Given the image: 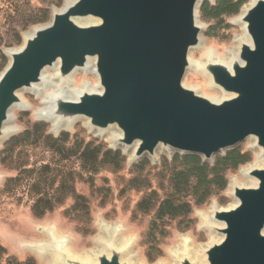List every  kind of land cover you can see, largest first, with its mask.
Segmentation results:
<instances>
[{"label":"water","instance_id":"1","mask_svg":"<svg viewBox=\"0 0 264 264\" xmlns=\"http://www.w3.org/2000/svg\"><path fill=\"white\" fill-rule=\"evenodd\" d=\"M201 5L202 0H64L48 21L22 33L20 46L3 50L8 62L0 71V138L20 102L18 92L41 83L45 67L57 63L65 81L91 61L97 89L82 90L72 100L57 95L51 112L60 120L83 119L98 136L116 131L108 142L122 154L130 152L128 162L147 155L156 161L164 151L193 153L211 163L245 140L264 158V0L243 5L233 18L244 25L247 42L229 59H204L199 67L207 86L220 93L217 99L183 78L191 68L190 51L203 42ZM245 176L251 182L234 187L236 202L212 215L208 227L217 240L202 248L205 264H264V160ZM115 238L106 235L89 256L72 255L67 240L59 243L54 236L34 245L39 255L53 253L52 264H136L128 242L117 246ZM176 264L193 262L183 255Z\"/></svg>","mask_w":264,"mask_h":264},{"label":"rangeland","instance_id":"2","mask_svg":"<svg viewBox=\"0 0 264 264\" xmlns=\"http://www.w3.org/2000/svg\"><path fill=\"white\" fill-rule=\"evenodd\" d=\"M63 1L0 0V71L8 62V57L3 50L20 46L23 41L22 33L34 25L48 21L51 9L54 7L59 8ZM243 1V5L248 3V0ZM238 13L217 21H205L199 17L201 24L204 25L202 43L205 48H211L217 55H224L226 48L232 46L235 36L242 33L240 26L233 21L234 16ZM203 52L199 49L194 50L192 56L199 59L202 57ZM183 78L185 85L197 87L199 92L204 95L216 96L218 94L216 90L207 86L208 78L201 73L189 70ZM74 81L76 86H80L81 83L86 81L94 83V77L90 72H77ZM23 94L30 101L31 108L15 110L14 123L18 129L12 136L2 142L0 151L7 146L9 139L28 130V128L32 129L35 123L44 124L42 127H45L46 132L54 137L61 132H67L70 136L76 133L78 138L84 140L92 138L113 149L106 138H102L87 129L81 120L73 123L70 129L54 132L50 123L44 119H39L34 112L36 108L41 107L40 97L29 91ZM18 140L15 143H18ZM251 144V140H245L237 145L240 149L248 151L251 158L237 169L227 172L226 187L221 192L211 196L204 204L193 205L190 224H186V222L178 224L177 221H169L166 225L167 234L156 243L153 241L148 242L145 239V233L153 212L149 211L147 214L139 212L136 209V204L142 196L148 194L151 190H155L156 197L161 198L167 182L165 176L162 177L158 172L159 166L164 159L169 161L175 153L157 152L156 161H153L147 155L133 163L128 162V156L123 154L125 160L118 170L104 167L98 173L88 176L80 168L77 158L74 157L64 161L40 143L15 147L13 159L15 160L18 157V160H24L28 166L37 165L38 167L47 163L50 169L53 170L68 169L75 172L74 190L87 200V212L67 214L65 210L73 203L72 198L68 196L60 205L47 211L44 216H34L30 211L32 198L28 195L24 186H16L12 191L5 189V180L15 177L17 171L13 168L15 166L14 162L5 157L4 154H0V245L6 248L7 255L13 256L16 260L23 261L30 257L35 260V264H50V255H39L30 249L34 242L47 239V230L56 232L60 237H65L70 250L75 254H82L96 247L97 243H95L94 238L100 231V224L114 223L120 228L122 237L127 238V253L135 263H169L170 258L167 255V250L179 243L178 240L181 236H188L191 240H194V244L208 242L207 232L200 225L198 213L207 211L213 202L218 207L232 203V198L227 194L229 179L237 176L241 167L247 166L254 160L256 152L250 149ZM13 145L14 143L9 147ZM119 150L121 152V149ZM140 162L147 163L140 176L148 182V185L146 188H132L129 183V179L135 175L132 166ZM88 177L90 178L86 179ZM3 264H5L4 261Z\"/></svg>","mask_w":264,"mask_h":264},{"label":"trees","instance_id":"3","mask_svg":"<svg viewBox=\"0 0 264 264\" xmlns=\"http://www.w3.org/2000/svg\"><path fill=\"white\" fill-rule=\"evenodd\" d=\"M243 0H202L199 17L205 21L223 20L239 12ZM44 124L35 123L32 129L25 130L7 141V146L0 151L14 162L15 177L7 178L4 187L12 191L16 186L22 185L32 198L30 211L34 216L42 217L47 211L60 205L66 197H71L72 205L65 210L68 213L87 212V200L74 190L75 172L68 169L53 170L47 163L40 166H28L24 160L13 159L15 147L28 146L40 143L62 160L77 158L79 166L88 176L96 174L104 167L118 170L125 160L119 149H111L95 139L84 140L74 133L70 136L61 132L58 136L46 132ZM18 140V143L15 141ZM14 143L13 146L12 145ZM251 158L248 151L238 146L229 149L214 160L204 162L196 154L175 153L168 161L163 160L159 166V173L165 176L167 186L161 198L156 197V191L151 190L137 202L136 209L142 213L152 211L145 239L157 242L167 234V223H191V208L193 205H202L208 199L221 192L227 185L226 174L240 165L247 163ZM145 162L133 164L135 175L129 179L132 188H146L148 182L140 174L145 169ZM90 177L86 178L89 179ZM35 264V260L28 257L16 260L7 255L6 248L0 245V264Z\"/></svg>","mask_w":264,"mask_h":264},{"label":"bare ground","instance_id":"4","mask_svg":"<svg viewBox=\"0 0 264 264\" xmlns=\"http://www.w3.org/2000/svg\"><path fill=\"white\" fill-rule=\"evenodd\" d=\"M253 0H248V3H246V5H244V7L248 6V4H250ZM242 14V12H240V15ZM240 28H241V34H238L235 36V38L233 39V43L231 47H227L224 55H220V54H215L213 52V50L211 48H205L204 44H200L198 47H196L195 49H192L189 53V60L191 63V68L189 70H194L197 73H200L199 71V67L202 64V61L204 59H209V60H227L229 59V57L231 55H233L234 53H236L238 51V46L240 44V42L245 41L247 42V35L244 29V25L242 23H237ZM27 32H30L27 31ZM203 50V54L202 57L199 59H195L192 56V52L195 50ZM58 70L59 68L57 67V63L53 66V67H45V69L42 71L41 75H42V80L41 83L34 85L31 88H27L26 90H21L18 92V98H20V102L16 103L13 105V107L10 110L11 113V119L8 120L4 125L3 128L5 129V134L2 136V138H0V143H2V141L4 139H6L8 136L14 134V132L18 129V127L15 125L14 123V117H15V110H25L28 108H31V104L30 101L28 100V98H25L23 95L24 92H33L35 93L38 97H40L41 99V107L36 108L34 110V112L36 113V116L39 119H44L46 121H48L50 123V126H52L53 130L55 132H58L59 130L62 129H70L73 125V123H75L78 120H81L82 122H85L83 119L81 118H72L70 120H60L57 116L53 115L51 112V109L53 108V99L57 98V95L62 96L64 99H69L72 100L74 98H76V94L80 93L82 90H96L97 89V78H96V74L94 72V66L92 64L91 61H89V65L86 68V70L80 71L81 73H86V72H90L93 77H94V83H90L87 81V83L85 84L84 82L80 84V86H76V82L74 81V76L78 71H75L74 73H72L68 80L65 81H61L59 79L58 76ZM27 94V93H26ZM220 93L217 94L216 96H211L214 99L219 98ZM85 124V123H84ZM100 134V136L106 138L109 142L112 143V137L116 134V131L109 129L106 131H100L98 132ZM128 154V157L130 158L131 153L128 152L126 153ZM264 160V158L256 153V156L254 158V160L251 161L250 164H248L247 166L241 167L238 171L237 176H233L231 177L229 180V185L227 188V194L232 198V203L228 204L227 206H232L236 201L233 198L232 192L235 186L239 185V184H243V183H248L251 182V179L247 178L245 176V173L251 168V166L256 165L261 163ZM216 209H219V207L213 203L211 204L207 211H200L198 213L199 215V220H200V224L204 226L206 232H207V236H208V242L205 244H194L193 241L191 240L188 236L183 235L180 237V239L178 240L179 243H177L176 245L172 246L171 248H169L167 250V255L170 258V262L166 263V264H176L177 260L180 259L183 255H187L193 262V264H205V260L203 258V255H201V250L202 248L208 246L211 242L217 240V235L214 231H212L210 229V227H208V224L210 222H212V215L214 214V211ZM100 231L97 234V236H95L94 241L96 244V247L94 249H92L89 252L86 253H82V254H75L73 253L68 244L65 243V239L63 237H58V235L56 234V232L51 231L50 235H46L47 239H44L42 241L39 242H34V244H41L44 242H47L48 240L51 239V237H55L58 239L59 243H65L68 251L75 256H89V254L92 251L97 250L98 248H100V240H102L103 238L108 236H112V235H116L115 243L116 245H121V244H125L127 242V238H123L122 237V232L121 230L117 227L116 224L114 223H102L99 225ZM55 231V230H54ZM190 236V235H189ZM177 240V239H176ZM28 243V242H27ZM30 243V242H29ZM32 244L30 249L37 252L36 250V245ZM29 245V244H28ZM36 246V247H35ZM38 253V252H37ZM47 255H50V264L53 263V253L52 252H48ZM137 264V263H136ZM140 264V263H138ZM157 264H165L163 262H159Z\"/></svg>","mask_w":264,"mask_h":264}]
</instances>
